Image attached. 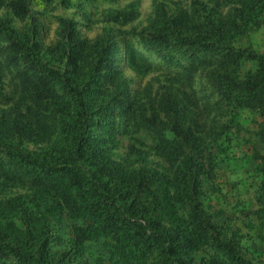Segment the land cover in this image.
I'll list each match as a JSON object with an SVG mask.
<instances>
[{
  "label": "trees",
  "instance_id": "16d2710c",
  "mask_svg": "<svg viewBox=\"0 0 264 264\" xmlns=\"http://www.w3.org/2000/svg\"><path fill=\"white\" fill-rule=\"evenodd\" d=\"M226 6L223 13L203 5L204 15L196 8L192 16L155 6L148 29L135 37L161 63L129 39L124 61L137 75L175 65L188 79L213 67L209 84L218 106L261 117L264 145V52L238 46L250 27L264 24V0ZM4 7L19 19L28 15L27 0H0ZM112 12L106 20L119 27L138 17L131 7ZM119 53L107 31L88 41L73 21L64 20L57 43L46 48L36 24L24 32L12 19L0 20V100L7 71L17 94L0 114V141L43 144L0 151V260L103 264L104 256L110 264H199L204 253L202 264H252L238 249L241 235L213 224L202 209V186L215 168L211 151L202 157L205 139L175 124L173 110L162 104L147 116ZM121 127L150 129L154 152L167 166L153 168L140 155L117 159L112 150ZM17 189L23 193H11ZM256 200L264 223V166Z\"/></svg>",
  "mask_w": 264,
  "mask_h": 264
},
{
  "label": "rangeland",
  "instance_id": "374dc122",
  "mask_svg": "<svg viewBox=\"0 0 264 264\" xmlns=\"http://www.w3.org/2000/svg\"><path fill=\"white\" fill-rule=\"evenodd\" d=\"M2 1L8 4L12 0ZM231 2L232 0H27L28 15L24 19L15 17L10 8L4 7L0 9V20L8 17L24 32H29L32 25L36 24L40 42L46 48L57 43L64 20L75 22L81 37L88 41L107 31L120 46L118 60L122 73L147 116L155 113L162 104L165 109L171 112L173 110L172 121L175 124L190 127L199 138L205 139L202 157L207 158L211 151L215 161L213 177L202 186L200 201L206 216L213 224L239 233L240 252L252 264H264V223L255 214L258 209V186L264 166V145L258 135L263 119L244 110L218 106L209 84L213 67L200 68L188 79L175 70V65L170 70L153 69L148 74L137 75L128 69L124 61L123 42L129 39L146 57L154 63H161L155 54L145 52L135 37L137 33L148 29L155 6L163 5L170 16L182 12L192 16L196 8H200L204 15L203 5L224 9L225 13L227 3ZM127 7L137 11L138 17L133 22L122 27L107 22L106 17L112 11ZM238 46L258 54L263 53L264 24L250 27ZM248 67L249 62L245 61L241 76L246 74ZM4 80L6 99L0 100V114L13 107L17 99L13 73L7 71ZM159 114L161 118L164 117V112ZM151 133L148 128L135 132L121 127L112 152L117 159L135 160L140 155L153 168L166 167L154 152ZM14 146L36 150L42 148L43 144L26 143L19 138L0 141V151ZM202 161L206 162L205 159ZM11 193L19 194L23 190H13ZM204 257V253L198 256L199 264H202ZM102 258L103 264H110L104 256ZM0 264L11 263L0 260Z\"/></svg>",
  "mask_w": 264,
  "mask_h": 264
}]
</instances>
